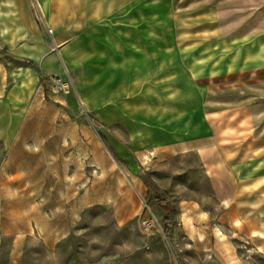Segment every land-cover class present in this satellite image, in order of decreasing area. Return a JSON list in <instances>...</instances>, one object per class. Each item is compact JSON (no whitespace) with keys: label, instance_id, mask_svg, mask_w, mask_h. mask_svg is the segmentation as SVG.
Instances as JSON below:
<instances>
[{"label":"rangeland","instance_id":"rangeland-1","mask_svg":"<svg viewBox=\"0 0 264 264\" xmlns=\"http://www.w3.org/2000/svg\"><path fill=\"white\" fill-rule=\"evenodd\" d=\"M248 2L256 22L264 0ZM13 3L0 5V264H264V90L212 79L210 0ZM25 16L60 53L37 72L34 111L13 56Z\"/></svg>","mask_w":264,"mask_h":264},{"label":"crops","instance_id":"crops-1","mask_svg":"<svg viewBox=\"0 0 264 264\" xmlns=\"http://www.w3.org/2000/svg\"><path fill=\"white\" fill-rule=\"evenodd\" d=\"M248 3V0H210L209 4L210 17L216 23L217 33L216 38L211 37L213 44L211 50L214 44L215 47L219 45L223 49L220 53H218L217 48L216 51H211V55L223 56L221 66L216 67V72L218 70L220 71L212 79L216 81L223 79L226 82L225 85L227 88L232 87L234 92L242 94L249 87V90L252 92L264 90L260 78V73L264 70V64L260 63L261 59L264 60V9L259 7L258 19L256 22H253L249 17ZM0 5L11 7L14 3L13 0H3ZM39 7L43 13L45 6L39 4ZM12 12V9L9 8L5 14L9 15ZM17 31L25 33L27 39L19 44L13 56L25 62V64L19 66V70L23 74L28 75L31 80H28V82H20V86L29 88L25 90L24 95L25 97L30 95L33 98L31 99L30 109L34 111L37 110V70L44 76L54 73L57 68L56 58L53 55H59L60 53H48L44 46L37 45V23L29 22L26 16L23 18L22 24L17 26ZM29 41H34V43H30ZM129 55H132V53ZM28 62H32L33 66L29 65ZM66 66L71 67V63H66ZM2 71H5V65L3 63L0 64V77ZM30 85L33 86L32 89H30ZM245 86L247 88H244ZM4 92L6 90L0 85V97L1 94L4 95ZM213 92L214 90H211V96H213ZM232 122H236V120L233 119ZM0 138L4 140L7 136H0ZM21 186L23 185L17 187L20 188ZM31 198H34V202H36L37 191L34 190V196ZM20 201L21 197L16 196H5L4 200L5 203H19ZM27 201H29V198ZM18 220L20 224H17V229L25 227L26 218L23 217ZM12 232L13 235H17L15 230Z\"/></svg>","mask_w":264,"mask_h":264},{"label":"built area","instance_id":"built-area-1","mask_svg":"<svg viewBox=\"0 0 264 264\" xmlns=\"http://www.w3.org/2000/svg\"><path fill=\"white\" fill-rule=\"evenodd\" d=\"M51 80L52 90L59 94H67L70 91L71 84L62 80L59 77H54Z\"/></svg>","mask_w":264,"mask_h":264},{"label":"trees","instance_id":"trees-1","mask_svg":"<svg viewBox=\"0 0 264 264\" xmlns=\"http://www.w3.org/2000/svg\"><path fill=\"white\" fill-rule=\"evenodd\" d=\"M28 64L31 65V66H33V63L32 62H28ZM37 72H38V70H37ZM115 157L117 158V160L120 161V159L116 155H115ZM161 210L165 214H171V213H175L176 212L173 209H169L167 206L161 207ZM163 223H164V234L167 235L168 234V230H169V223L167 221V218L164 219Z\"/></svg>","mask_w":264,"mask_h":264},{"label":"water","instance_id":"water-1","mask_svg":"<svg viewBox=\"0 0 264 264\" xmlns=\"http://www.w3.org/2000/svg\"><path fill=\"white\" fill-rule=\"evenodd\" d=\"M2 56L0 55V58H1Z\"/></svg>","mask_w":264,"mask_h":264}]
</instances>
